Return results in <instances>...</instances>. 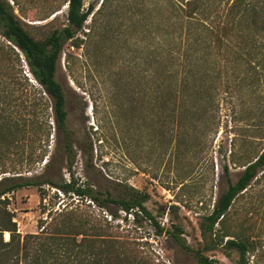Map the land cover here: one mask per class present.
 Here are the masks:
<instances>
[{
    "label": "rangeland",
    "instance_id": "374dc122",
    "mask_svg": "<svg viewBox=\"0 0 264 264\" xmlns=\"http://www.w3.org/2000/svg\"><path fill=\"white\" fill-rule=\"evenodd\" d=\"M8 1L37 40L68 25L67 0ZM152 1L165 5V0H133L142 5L138 8L126 0H113L102 9L103 0H84L85 7L94 6V11L76 34L75 45L72 41L65 45L57 65L56 80L66 95L67 130L76 155L68 159L51 118L48 156L28 175L51 177L58 183L74 178L76 187L90 188L99 200L46 184L41 195L36 187L10 194L7 209L22 235L39 233L41 225L50 229L58 218H97L104 225L113 218L110 236L123 242L128 255L142 264H199L196 250L217 264H239L238 254L227 253L221 245L213 243L206 249L201 223L227 188L224 167L228 166L233 183L243 171L240 163H233L232 154L242 144L247 147L243 157L254 156L264 147V80L233 91L221 89L218 106L210 114L217 125L210 133L204 117L194 121L188 116L178 126L182 110L172 102H155L160 93L154 83L167 79L159 58L174 52L178 39L171 33V24L164 26L159 18L149 17ZM170 59L167 56L164 62L172 64ZM207 61L210 66L214 63L211 58ZM177 129L187 135L176 139ZM46 161H50L48 168ZM131 189L149 195L148 214H126L105 201L109 195L126 196ZM257 200L253 198L248 206L259 205ZM242 212L234 218H241ZM260 225L264 237V223L258 219L256 226ZM174 234L192 250L178 246ZM254 262L252 256L250 264ZM258 264H264V254Z\"/></svg>",
    "mask_w": 264,
    "mask_h": 264
},
{
    "label": "trees",
    "instance_id": "16d2710c",
    "mask_svg": "<svg viewBox=\"0 0 264 264\" xmlns=\"http://www.w3.org/2000/svg\"><path fill=\"white\" fill-rule=\"evenodd\" d=\"M66 3L68 25L54 30L44 40H37L24 27L9 1L0 0V264H142L128 255L123 242L110 236L109 222L113 218L106 220L105 225L97 218L80 221L58 218L52 225L54 218L52 228L41 225L39 233L22 235L14 215L7 209L10 194L36 187L41 195L46 184L64 193L99 200L90 188L76 187L74 178L58 183L51 177L28 175L48 156L51 118L57 136L62 135L68 159L76 155L67 130L66 95L56 80V71L65 45L69 41L75 45L74 38L85 28L94 6L86 8L84 0ZM112 3L113 0H103L101 8L108 9ZM125 3L131 4L133 0ZM132 5L142 7L139 2ZM148 12L150 18H159L164 26L171 24L174 29L171 33L178 39L176 50H169L159 58L167 79L154 80L160 93L155 102L178 105L177 110H182L177 117L178 126L188 116L194 121L204 117L210 133L217 125L216 117L210 114L212 107L218 106L221 89L233 91L253 86V80H264V0H165V5L152 1ZM145 27L149 29L148 25ZM167 56L172 64L164 62ZM208 58L214 62L212 66ZM22 59L39 90L25 75ZM183 135L187 132L177 129L176 139ZM244 150L247 147L242 144L232 154L233 163L243 167L236 182L230 180L228 166L224 167L227 188L203 217L201 230L206 249L216 243L227 253H237L239 264H250L252 256L254 264H258L264 254L262 228L256 226L258 219L264 223V147L249 157L241 156ZM235 153H239V159ZM46 165L51 166L50 161ZM148 198V194L131 189L126 196L109 195L105 201L126 214H148L145 207ZM253 198H258L259 205L249 207ZM99 203L104 205L102 201ZM237 211H243L241 218H234ZM177 230L182 233L178 227ZM173 238L184 250H192L185 246L180 235L174 234ZM202 252L195 251L199 264H217Z\"/></svg>",
    "mask_w": 264,
    "mask_h": 264
},
{
    "label": "bare ground",
    "instance_id": "6f19581e",
    "mask_svg": "<svg viewBox=\"0 0 264 264\" xmlns=\"http://www.w3.org/2000/svg\"><path fill=\"white\" fill-rule=\"evenodd\" d=\"M5 235L9 237V233H6Z\"/></svg>",
    "mask_w": 264,
    "mask_h": 264
}]
</instances>
